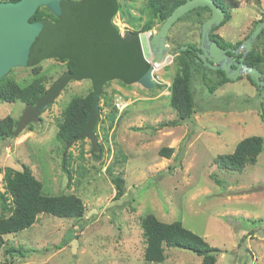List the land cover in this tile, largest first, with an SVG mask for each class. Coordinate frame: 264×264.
<instances>
[{
  "label": "rangeland",
  "instance_id": "obj_1",
  "mask_svg": "<svg viewBox=\"0 0 264 264\" xmlns=\"http://www.w3.org/2000/svg\"><path fill=\"white\" fill-rule=\"evenodd\" d=\"M144 1L119 0L138 24L133 28L115 15L112 24L121 36L139 30L146 20ZM235 1L237 8L230 9L229 21L216 30L232 44L244 42L264 21V0ZM209 16L205 12L201 17L182 18L169 33V47H199V30ZM160 26L140 34L145 60L149 59L146 38ZM261 42L253 43L257 52ZM178 53L168 55L153 71L155 88L147 90L137 83L124 86L117 80L105 85L96 129L104 152L98 158L91 153L89 140L75 143L66 156L70 178L62 168V147L55 140L57 125L70 99L90 91V81L67 82L54 102L28 122L29 129L15 138H0L2 171H19L26 165L42 183L44 194H73L85 207L79 220L39 214L31 227L5 235L0 264H152L144 261L140 227V219L148 214L164 223L179 221L201 236L217 248L215 264H264V153L241 172L222 170L214 161L218 155L232 153L244 138L260 136L264 141V87L243 75L209 93L207 86L219 78L210 75L203 80L201 73H195L193 115L175 127H161L177 119L169 104V87ZM37 67L38 76L31 67H17L4 79L25 87L35 77H43L48 88L66 71V63L53 58ZM117 102L128 105L119 111ZM24 110L19 101L0 102V119L19 120ZM162 148L173 149L170 158L159 155ZM111 174L124 179L123 195L117 200ZM4 190L1 173L0 191ZM1 208L0 202V216H7ZM8 247L21 249L23 257L11 261L5 254ZM164 254L160 264H201V257L190 250L165 248Z\"/></svg>",
  "mask_w": 264,
  "mask_h": 264
},
{
  "label": "trees",
  "instance_id": "obj_2",
  "mask_svg": "<svg viewBox=\"0 0 264 264\" xmlns=\"http://www.w3.org/2000/svg\"><path fill=\"white\" fill-rule=\"evenodd\" d=\"M15 2L17 0H4ZM81 1V0H80ZM89 6L84 7L87 12V24L93 28V36L96 41L104 44L107 38H115V44L110 56L105 57L107 65L104 69L107 71V79L99 88L98 94L94 91L91 79H86L80 75L77 78H71L69 81L88 80L91 82L90 91L84 96H74L67 103L61 113V120L57 125L55 140L62 147V168L70 178L66 170V156L70 147L75 143L89 140L91 153L97 154L100 158L104 152L102 145L98 142L96 129L100 122L101 107L100 99L104 96V87L113 80L119 81L122 85L128 86L136 81L147 71L149 64L142 55L141 45L138 36L142 33H148L153 30L156 24L161 25L170 15L172 10L187 0H145L144 12L146 20L140 29L129 30L124 36H121L117 28L112 24V19L119 14L120 17L133 28H138V24L131 19L129 11L122 7L119 0H84ZM214 3L222 9L228 11L226 21L230 19V9L237 8L235 0H213ZM79 2H77L78 4ZM205 12L209 13L208 8H197L184 15L201 17ZM54 13L48 8H43L34 13L32 19L44 18L53 21L57 20ZM181 20V19H180ZM225 21V22H226ZM260 20L257 24H261ZM262 39L261 52L256 49L248 54L246 64L251 67L264 65V42L263 33L257 37ZM241 43L235 45L226 43L219 38L218 45L222 48H236ZM188 48L180 51L176 62L177 71L174 74L169 87V104L175 111L177 119L161 123V127H175L191 118L195 111L192 80L194 74L201 73V77L219 78L215 84L207 86L209 93H212L217 86L229 81L223 73L218 70H211L195 61V51L198 50L193 44H185ZM183 45H180L181 47ZM100 48V46L98 47ZM103 49V48H102ZM199 51V50H198ZM56 59L66 63V71L63 75L77 76V65L75 61L66 56L57 57L47 56L39 63L29 66L33 68L35 76H38L39 67L43 60ZM250 80V78H248ZM58 80V79H57ZM206 80V79H205ZM56 81V80H55ZM55 81L50 87L45 86L43 77H35L30 84L25 87L19 86L11 79L0 80V102L14 103L19 101L25 105L28 110L39 108L40 115L45 108L50 106L65 86L54 96L52 101L45 103L41 108L39 104L45 99L47 94L52 91ZM251 81V80H250ZM252 82V81H251ZM97 100V107L95 101ZM263 106V104H262ZM25 109V110H26ZM23 111L25 114L26 111ZM14 120L10 116L0 119V138H15L24 128L29 129L28 122L24 117ZM261 118L264 121V106L262 107ZM173 152L172 148H162L159 151L161 157L170 158ZM264 153V141L260 136H250L238 142L234 151L230 154L218 155L215 158V164L218 168L230 172H241L247 165H254L260 153ZM3 173L4 192L0 191V202L2 212L7 216H0V250L5 245L4 236L20 232L31 227L39 214H48L62 219L79 220L83 217L85 207L80 198L73 194L53 196L43 193V186L32 174L30 168L22 165L19 171L11 168L0 169ZM111 176V182L115 186L114 199L117 200L123 195L124 179L121 176ZM215 183H220L218 179L213 178ZM140 227L145 241L144 261L152 264H160L165 260V248H180L190 250L201 257V264H215L217 257V248L211 247L201 236L186 229L181 222L174 221L164 223L158 220L154 215L148 214L140 219ZM5 254L11 259L23 257L21 249L8 247ZM7 263V262H5Z\"/></svg>",
  "mask_w": 264,
  "mask_h": 264
},
{
  "label": "water",
  "instance_id": "obj_3",
  "mask_svg": "<svg viewBox=\"0 0 264 264\" xmlns=\"http://www.w3.org/2000/svg\"><path fill=\"white\" fill-rule=\"evenodd\" d=\"M84 2L81 0L75 7H70L60 4L57 0H43L42 4L59 18L58 25H50L47 22L43 24L27 22L28 16L39 5L35 1L22 0L16 4H0V80L11 69L33 66L47 56H66L77 65V76L63 75L58 78L53 85V90L39 104L40 108L52 101L71 78H77L80 75L91 79L96 94L107 79V71L104 69L107 63L104 58L110 56L115 38H107L104 44L96 41L97 39L92 35L93 28L89 26V23L87 24V12L84 11V7L89 4ZM197 8H208L211 16L200 27L199 51L196 53L195 61L202 63L208 69L222 71L225 78L231 81L246 75L257 87L263 88L264 75L256 68L245 65L243 61L264 29V21L237 49H224L210 38L211 30L220 26L225 19V12L213 0L185 1L172 10L156 33L149 39L146 38L149 52V59L146 62L149 67L136 83L147 90L157 86L153 79L155 67L162 64L168 55L172 56L187 49L186 45L175 50L169 47L167 37L171 28L185 14ZM138 39L141 45L139 36ZM227 52L233 56L242 53V57L238 61ZM97 104L96 100V107ZM25 111L26 113L23 114L26 121H34L41 113L39 108Z\"/></svg>",
  "mask_w": 264,
  "mask_h": 264
},
{
  "label": "flooded vegetation",
  "instance_id": "obj_4",
  "mask_svg": "<svg viewBox=\"0 0 264 264\" xmlns=\"http://www.w3.org/2000/svg\"><path fill=\"white\" fill-rule=\"evenodd\" d=\"M22 0H17V1H15V2H8V1H4V0H0V4H8V3H10V4H16V3H18V2H21ZM32 1H35L36 3H39V5L38 6H36L35 7V10L33 11V13L31 14V15H29L28 16V18H27V22L29 23V24H38V23H40V24H43L44 22H47V23H49L50 25H58V20H59V18L57 17V16H55V17H57V20L56 21H53V20H50V19H44V18H40V19H32V17H33V15H34V13L35 12H37V11H40V10H42L43 8H47L46 6H44L42 3H43V0H32ZM58 2H60V4H62V5H66V6H70V7H75V5L77 4V2H79L80 0H57ZM218 6V5H217ZM220 7V6H219ZM221 8V7H220ZM222 9V8H221ZM224 12H225V19H224V21L221 23V25L220 26H218V27H215V28H213L212 30H211V32H210V38H211V40H213V41H215L217 44H218V40H219V38L220 39H222L224 42H226V43H230V42H228V41H226L225 39H223L222 38V36L220 35V34H218V33H216V30L217 29H219L220 27H222L227 21H226V16H227V14H228V11L227 10H225V9H222ZM209 13H210V16H211V12L209 11ZM230 14V13H229ZM209 16V17H210ZM184 17V16H183ZM208 17V18H209ZM208 18H206V19H208ZM180 19H182V18H180ZM180 19L177 21V22H179L180 21ZM205 19V20H206ZM204 20V21H205ZM203 21V22H204ZM226 21V22H225ZM229 21V20H228ZM176 22V23H177ZM175 23V24H176ZM174 24V25H175ZM174 25H173V27H174ZM70 27V26H69ZM172 27V28H173ZM171 28V29H172ZM171 31V30H170ZM170 33V32H169ZM261 33H263V42H264V29L262 30V32ZM261 33L258 35V36H260L261 35ZM168 37H169V35H168ZM168 37H167V39H168ZM257 39V38H256ZM243 43V42H242ZM241 43V44H242ZM230 44H232V43H230ZM240 44V45H241ZM233 45H235V44H233ZM239 45V46H240ZM238 46V47H239ZM238 47H236V48H224V49H232V50H234V49H237ZM188 48V47H187ZM252 49H253V46H252ZM252 49H251V51H252ZM198 50H199V47H198ZM198 50H196L195 51V55H196V53H197V51ZM250 51V52H251ZM249 52V53H250ZM228 53V55H230V56H233L230 52H227ZM248 53V54H249ZM248 54L246 55V57L244 58V64L245 65H247L246 64V58H247V56H248ZM233 57H235L236 58V60H240L241 59V57H242V53H240V54H238V55H236V56H233ZM199 64H202V63H200V62H198ZM203 65V64H202ZM247 66H249V65H247ZM15 68H17V67H15ZM233 68H235V67H233ZM254 68H256L260 73H262L263 75H264V65H260L259 67H254ZM12 70V69H11ZM219 71V70H218ZM222 72V71H221ZM223 73V72H222ZM223 75H224V73H223ZM225 76V75H224ZM243 76V75H242ZM242 76H239L237 79H239L240 77H242ZM244 76H246V75H244ZM247 77V79L248 78H250V77H248V76H246ZM236 79V80H237ZM249 80V79H248ZM250 80L252 81V83H254L253 82V80L250 78ZM249 80V81H250ZM229 81H231V80H229ZM255 84V83H254Z\"/></svg>",
  "mask_w": 264,
  "mask_h": 264
},
{
  "label": "built area",
  "instance_id": "obj_5",
  "mask_svg": "<svg viewBox=\"0 0 264 264\" xmlns=\"http://www.w3.org/2000/svg\"><path fill=\"white\" fill-rule=\"evenodd\" d=\"M139 37H140V35H139ZM142 49V48H141ZM145 59V58H144ZM165 61H166V59H165ZM116 107H117V109L119 110V111H123L124 110V108H126V106L128 105L127 103L125 104V103H122V102H117L116 104Z\"/></svg>",
  "mask_w": 264,
  "mask_h": 264
},
{
  "label": "bare ground",
  "instance_id": "obj_6",
  "mask_svg": "<svg viewBox=\"0 0 264 264\" xmlns=\"http://www.w3.org/2000/svg\"><path fill=\"white\" fill-rule=\"evenodd\" d=\"M158 66H156L155 68H157Z\"/></svg>",
  "mask_w": 264,
  "mask_h": 264
}]
</instances>
